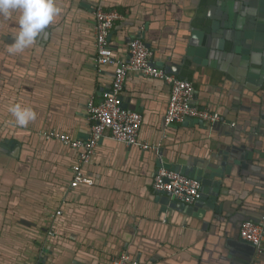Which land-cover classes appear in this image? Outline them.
Returning a JSON list of instances; mask_svg holds the SVG:
<instances>
[{"label":"crops","instance_id":"0c3cea01","mask_svg":"<svg viewBox=\"0 0 264 264\" xmlns=\"http://www.w3.org/2000/svg\"><path fill=\"white\" fill-rule=\"evenodd\" d=\"M96 2L55 0L59 13L22 52H9L20 11L0 14V264H112L124 251L140 264H264L240 236L245 218L264 213V82L239 81L223 61L185 60L210 0H106L122 14L110 47L126 59L129 41L142 32L154 64L177 66L195 84L196 104L228 122L166 128L170 86L131 73L122 97L124 107L143 116L142 140L203 172L224 171L235 158L241 165L213 180L221 185L207 179L212 191L182 207L153 188L159 152L106 136L86 166L94 184L70 186L77 151L40 134L88 137V100L100 102L112 85L114 68L95 63ZM15 103L31 108L35 119L18 125L9 111Z\"/></svg>","mask_w":264,"mask_h":264},{"label":"built area","instance_id":"2783aa9c","mask_svg":"<svg viewBox=\"0 0 264 264\" xmlns=\"http://www.w3.org/2000/svg\"><path fill=\"white\" fill-rule=\"evenodd\" d=\"M97 24L95 26L97 63L98 65L115 62L112 58L109 36L115 23L122 19L117 9H107L98 6L95 9ZM130 56L117 61L118 67L110 91H107L101 102L91 99L88 103V116L91 122L90 136L86 140H73L67 134L56 131L46 133L47 137L55 138L70 144L73 148L84 149L78 162L73 166L74 176L70 186L79 183L92 184V181L82 173L83 164L89 162L99 141L105 137L124 142L127 145L139 143V133L143 124V116L138 111H131L123 106V91L126 79L133 72H140L149 77L164 79L171 84V96L165 114L166 126L182 123L188 118H196L205 122L222 120L219 112L202 108L193 103L194 85L191 81L167 73L165 69L152 63L154 52L146 46L142 39H136L130 45ZM235 126V123L231 124ZM141 146L148 147L147 143ZM153 188L159 192H167L187 204H194L201 198L202 183L199 179L187 176L180 171L160 167L153 180ZM61 215V211H57ZM52 234V232H50ZM242 239L252 243L258 254H264V217L260 222L245 220L240 228ZM112 264H138L127 253H122Z\"/></svg>","mask_w":264,"mask_h":264},{"label":"water","instance_id":"95a60500","mask_svg":"<svg viewBox=\"0 0 264 264\" xmlns=\"http://www.w3.org/2000/svg\"><path fill=\"white\" fill-rule=\"evenodd\" d=\"M105 1L106 0H97V2L94 5V8H93L94 20H95L94 21V33H95V26L97 24L95 9L99 5L107 8V9H113V8H108L105 4ZM210 1H211V4H210V7H209V9L205 15L204 20H202V23H201V25H199L198 28H194L192 30V33L188 39L187 48H186V56H185V58H187V59H185V60H191L192 62L197 63V64H201L203 62H209V63L215 64V65L216 64L219 65V62L222 64V61H223L222 66L227 68L233 74V76L236 79H238L239 81L246 83L247 85H249L250 83H257V84L263 83L264 82V0H210ZM136 39H142L144 41V43L146 44V46L149 47L150 49H152V51L154 52V55H155V51L152 48V44L145 38V36L142 32H139L128 43V56H127V58L130 56V53H129L130 45ZM109 40H110V36H109ZM111 50H112V58L115 62H112V63L109 62L107 64L98 65V63H97V48H96V34H95V63H96V66L99 67L100 70L103 68V66H106V65L112 66L114 68V78H115V72H116V69L118 67L117 61H119V60L125 61L127 58L126 59H120L114 54V51L112 48H111ZM154 55L152 57V63L153 64H154V62H153ZM154 65L165 69V71L167 73L174 74L177 77L189 80L188 78L183 76L180 72H178L177 66H173L172 67L173 71H172V70H169L168 68H164V67L159 66L157 64H154ZM133 73H138L142 76H146L140 72H133ZM147 77H149V76H147ZM114 78H113V81H114ZM189 81H191V80H189ZM126 82H127V79H126ZM166 83L170 86V94H169V99H168V104H169V100H170V96H171V84L168 82H166ZM112 84H113V82H112ZM193 85H194V93H195V84L193 83ZM125 86H126V83H125ZM111 87H112V85H111ZM111 87L107 91H110ZM124 89H125V87H124ZM123 93H124V91H123ZM122 96H123V94H122ZM91 99L92 98H89L88 103ZM102 100H103V96H102L101 101ZM88 103H87V114H88ZM193 103L195 105L199 106L198 104H196L195 97H194ZM123 106H124V103H123ZM167 108H168V106H167ZM202 108H208V107H202ZM129 110H131V109H129ZM131 111H136V110H131ZM166 112H167V110L165 111V114H166ZM88 119H89V116H88ZM191 120H194L195 122H199V123H205L211 127H214L215 125H217L221 122L228 123L223 117H222L221 121L214 122V123L205 122V121H202V120H199L196 118H188L184 121V123H187ZM164 124H165V115H164ZM231 124H232V122H231ZM172 125L166 126V124H165L166 128H168ZM51 131H56L57 133H60V134H67L73 140H76V139L86 140L87 138H89L90 134L86 138H75L66 132H60V131L55 130V129L45 130V131L43 130L40 134L41 137L44 138L45 140L60 142V143H62V144H64V145H66V146L77 151V159H76L75 163L72 165V180H73V176H74L73 166L78 162L79 156H80L81 152L84 151V149L82 147L73 148L70 144H66L59 139L47 137V135H45V134L50 133ZM90 131H91V125H90ZM105 137H103L99 141V144ZM119 142H121V141H119ZM122 143L127 145L124 142H122ZM139 143L140 144L129 145V146H137L142 150L153 151L156 153L159 152L158 153L159 154L158 168L154 174V177H155L158 169L163 166V167H166V168H169L172 170L180 171L183 174H186L187 176L197 178L203 184L202 185L201 198L204 197V195H208V193H210L212 191L211 190L212 187L210 186L207 179H210L212 181L216 177L219 179H222V178H224L225 174L231 173L232 164L237 163V164L241 165L240 160L238 158L237 159L235 158L234 160L232 159V163L227 165V167L224 166V167H226V169L224 171L222 170L223 166H221L220 167L221 171L212 170L211 172L210 171L203 172L202 170H200V168H196V167L194 168V167L188 166V165L180 163V162H177V163L171 162L168 158L162 156V153H160V151H159V147H160L159 144L151 143V142H148L146 140H142L140 138V133H139ZM141 143H147L148 147L141 146ZM97 147L95 148V151L92 154L89 162L83 164V166H82V173L84 174V176L86 178H88L92 181V184L79 183L78 186H76L74 188H77L79 186H92L94 184V179L91 178L90 176H88V174H87L86 166H88L93 161ZM212 184H214L215 186L221 185V180H217L215 182L213 181ZM215 191L217 192L216 189H215ZM156 192H159V191H156ZM159 193L171 196L167 192H159ZM172 198L174 199L175 203L179 202L182 207H186V206L190 207L191 205L198 204V202H200L199 200L201 199L200 198L194 204H187V203H185V202H183L177 198H174V197H172ZM213 198H215V196ZM263 217H264V213L259 218H245L241 222L240 228H241L242 223L245 220H253L256 222H260L263 219ZM53 231L55 232V229ZM53 235L51 234L50 237H52ZM50 237H48V238H50ZM244 242L251 245L256 251V247L254 244H252L246 240H244ZM122 253L129 254L132 260L138 262V260H135L134 258H132L129 251L121 252L119 254V256ZM262 255H264V254H262ZM138 264H140V263L138 262Z\"/></svg>","mask_w":264,"mask_h":264},{"label":"clouds","instance_id":"9594fccd","mask_svg":"<svg viewBox=\"0 0 264 264\" xmlns=\"http://www.w3.org/2000/svg\"><path fill=\"white\" fill-rule=\"evenodd\" d=\"M19 10V32L14 36V43L9 52H22L33 45L38 36L49 26L59 13L55 0H0V14L10 15L11 11ZM9 111L16 123L25 126L35 119V112L19 103L12 104Z\"/></svg>","mask_w":264,"mask_h":264}]
</instances>
